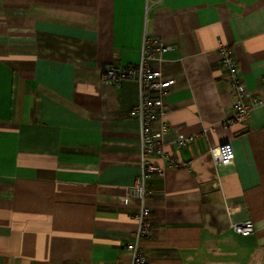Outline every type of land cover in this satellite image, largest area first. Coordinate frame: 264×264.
Segmentation results:
<instances>
[{"label": "crops", "instance_id": "1", "mask_svg": "<svg viewBox=\"0 0 264 264\" xmlns=\"http://www.w3.org/2000/svg\"><path fill=\"white\" fill-rule=\"evenodd\" d=\"M145 37L172 47L165 149L179 161L148 183L147 264H264V0H0V264H130L138 85L101 75L137 64ZM220 43L261 100L232 126ZM246 220L253 233L233 231Z\"/></svg>", "mask_w": 264, "mask_h": 264}, {"label": "built area", "instance_id": "2", "mask_svg": "<svg viewBox=\"0 0 264 264\" xmlns=\"http://www.w3.org/2000/svg\"><path fill=\"white\" fill-rule=\"evenodd\" d=\"M171 50V45L162 39L145 37L137 64L127 66L108 64L102 68L101 80L104 83L120 85L130 79L136 81L138 85V102L128 110V115L139 122L140 167L130 192L139 200L135 214L137 226L126 244L130 264H147L148 261L146 251L141 245V241L152 233V212L147 204L150 194L148 183L153 177L163 173L165 165L179 166L178 159L165 149V136L168 132L165 103L175 79L164 76L162 64ZM218 55L233 93L234 112L223 125L245 123L252 109L261 104V100L247 90L235 57L223 43L218 46ZM194 139L195 135L185 136L179 138L177 143L181 147ZM214 153L219 165H230L235 158L232 144L228 141L215 147ZM129 200L125 197L124 203H128ZM231 228L238 234L249 235L254 232L255 225L253 221L246 220L233 222Z\"/></svg>", "mask_w": 264, "mask_h": 264}]
</instances>
